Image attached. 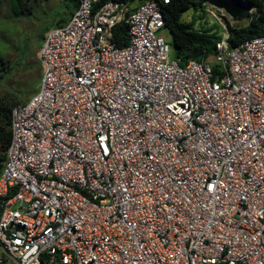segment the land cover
Here are the masks:
<instances>
[{
    "label": "built area",
    "instance_id": "obj_1",
    "mask_svg": "<svg viewBox=\"0 0 264 264\" xmlns=\"http://www.w3.org/2000/svg\"><path fill=\"white\" fill-rule=\"evenodd\" d=\"M95 1L49 31L12 109L0 264H264V37L231 48L208 6L217 68L181 66L171 0Z\"/></svg>",
    "mask_w": 264,
    "mask_h": 264
},
{
    "label": "trees",
    "instance_id": "obj_2",
    "mask_svg": "<svg viewBox=\"0 0 264 264\" xmlns=\"http://www.w3.org/2000/svg\"><path fill=\"white\" fill-rule=\"evenodd\" d=\"M14 3L13 15L18 17L32 12L31 0H12ZM72 15L79 5V0H62ZM131 2L134 0H96L93 10L96 11L107 2ZM143 1V0H140ZM208 0H171L163 6L166 21L165 28L171 35L172 57L185 66L189 61L209 62V58L216 53V44L221 39L219 26H202L199 30L195 23L204 20L208 13L206 8ZM252 8L249 19L244 23L228 25L229 43L231 48H236L244 42L257 37H264V4L263 0H244ZM1 4V0H0ZM193 11L192 21L186 23L183 15ZM236 22V21H235ZM117 46L124 47L128 44V27L120 25L114 37ZM9 68L8 62L0 56V75ZM214 68H217L214 66ZM24 103L11 98H0V164L6 162L7 152L12 140L11 114L14 106ZM3 166V165H2ZM4 167V166H3ZM2 167V168H3ZM2 170V169H1ZM0 170V174H1Z\"/></svg>",
    "mask_w": 264,
    "mask_h": 264
},
{
    "label": "rangeland",
    "instance_id": "obj_3",
    "mask_svg": "<svg viewBox=\"0 0 264 264\" xmlns=\"http://www.w3.org/2000/svg\"><path fill=\"white\" fill-rule=\"evenodd\" d=\"M31 6V13L15 17L13 1L1 0L0 56L9 64V68L0 75V98L3 99L26 102L38 91L44 72L40 60L44 41L55 24L71 15L60 0H31ZM192 18L193 11H188L182 20L189 23ZM236 23L233 22V25ZM212 24L216 23L207 15L204 20L195 23V28L199 30ZM218 31L221 34V26ZM159 35L171 45L172 38L166 28ZM209 64L217 66L214 56L209 58ZM4 163L0 164V170Z\"/></svg>",
    "mask_w": 264,
    "mask_h": 264
},
{
    "label": "water",
    "instance_id": "obj_4",
    "mask_svg": "<svg viewBox=\"0 0 264 264\" xmlns=\"http://www.w3.org/2000/svg\"><path fill=\"white\" fill-rule=\"evenodd\" d=\"M208 5L225 11L233 20L242 23L249 19L252 8L244 0H208Z\"/></svg>",
    "mask_w": 264,
    "mask_h": 264
},
{
    "label": "crops",
    "instance_id": "obj_5",
    "mask_svg": "<svg viewBox=\"0 0 264 264\" xmlns=\"http://www.w3.org/2000/svg\"><path fill=\"white\" fill-rule=\"evenodd\" d=\"M47 1H50V0H47ZM61 2H63L62 0H60ZM64 3V2H63ZM1 5V4H0ZM64 6H65V3H64ZM70 17H71V15H70ZM70 17H68L67 19L65 18L64 20H61L60 22H59V24H55L53 27H56V26H62V25H64V24H66L67 22H68V20H69V18Z\"/></svg>",
    "mask_w": 264,
    "mask_h": 264
}]
</instances>
